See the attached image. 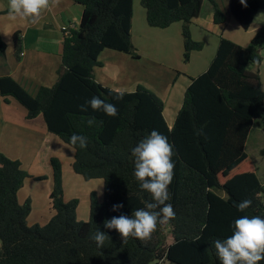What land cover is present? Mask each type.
I'll use <instances>...</instances> for the list:
<instances>
[{"label": "trees", "instance_id": "obj_1", "mask_svg": "<svg viewBox=\"0 0 264 264\" xmlns=\"http://www.w3.org/2000/svg\"><path fill=\"white\" fill-rule=\"evenodd\" d=\"M73 1L83 6L82 19L65 32L56 82L31 94L5 75L0 95L19 102L28 119L43 115L48 131L74 149L73 170L103 179V200L93 193L90 219L78 221L79 201L64 200L62 165L53 157L54 215L29 225L30 202L18 193L31 176L0 153V264H264V184L245 150L253 125L264 127L260 70L248 68L263 61L264 26L248 45L220 37L170 126L154 92L113 90L94 75L106 49L139 57L133 0ZM205 1L141 0L149 26L182 22L184 62L203 49L191 25ZM207 1L214 22L224 23L219 0ZM228 3L246 30L264 9V0ZM14 41L18 58V34Z\"/></svg>", "mask_w": 264, "mask_h": 264}, {"label": "rangeland", "instance_id": "obj_2", "mask_svg": "<svg viewBox=\"0 0 264 264\" xmlns=\"http://www.w3.org/2000/svg\"><path fill=\"white\" fill-rule=\"evenodd\" d=\"M133 2H134L133 9H135V22L140 24V18L142 15L141 12L143 14L144 13L146 14V11L141 4V0H133ZM220 3L222 10L226 12L225 10L227 7V0H221ZM207 6L208 7L210 6V2L206 0L204 15H203L204 18L206 15L205 11H207L206 9ZM144 21L146 22V19H144ZM259 21H264V9H261L256 16L255 22H259ZM4 22L6 23V21ZM1 23L2 21L0 20V27L2 28ZM180 24H182V22H180ZM201 26H202L201 21H199V26H198L199 29L195 30V34L192 37L196 41H201L204 44V46L202 50L194 52L192 60H190L189 63L184 62L183 49L180 50V48L183 46V37L180 43L177 31L174 34L171 33L169 35L164 36L165 31H163L160 28H157L152 35L158 34L159 32L161 33V35L153 36L154 39L150 36H146L144 38V40L147 41L148 46H146L145 42L139 40L138 37L135 36L134 37L135 41H137L138 45L140 46L139 51L140 53L143 54L142 63L134 70H131L124 76L120 77L117 80L118 81L117 84L115 83L111 85L113 86L115 85V87H119L117 88L118 89L117 91H121L119 89L122 87L124 89H129L131 88V86H128L126 82L128 79H132L134 82L140 81L139 85L149 90L154 89L156 93H157V87L160 86L159 93H161V95H165V94L170 95V102L167 104H168V108H173L175 102L177 100L179 102V96L177 92L181 93L182 86L184 85L185 82H187V80L185 79L186 75L182 72V70L187 69L190 74L195 76L206 71L211 61L213 60L214 56L216 55L218 45L220 42V37L223 36L222 28L214 30ZM254 27L255 25H251V27L246 30L242 28L241 25H238L234 21L231 25L227 27L224 37L228 38L231 35V37H233L234 39L241 40V38H243L242 36H251V34H253L252 28ZM135 30L140 32V34L145 35L143 32L144 28L142 24L141 25L135 24ZM200 30H202V35L200 34ZM2 31L4 32V26ZM6 37L7 36H4L5 39H7ZM195 37L197 39H195ZM213 41L216 43V47L213 45ZM106 50H111V49H106ZM122 53L126 54L125 52ZM137 53L138 55H140L139 52ZM261 54L264 57V45L261 48ZM139 57H134V58H139ZM103 58L108 60L107 57H101V60H104ZM113 66H116V64L106 65L105 67L106 75L108 79L110 78V74L115 73V71L114 72L110 71L111 67ZM169 66L176 69H181V71L177 75V73H175L173 69H170ZM248 68L253 71H256L258 69L260 70L262 87L264 89V61H262L260 65L255 63H250ZM117 73L122 74L125 73V71L119 69ZM97 75L100 76L99 73H97ZM176 75L178 79L175 83L174 89H172V83H170V81H172ZM195 76L188 77L189 83L191 81V78ZM166 88L168 89L167 92L164 91ZM14 101L19 106L17 107L16 111H13V113L18 115L23 114L25 108L16 100ZM36 119L39 120L37 121L38 123L40 122V120L42 122H45L43 115L37 116ZM30 129L31 130H29V132L31 133V136L29 138H26V136L28 135L25 133L22 137L19 138L20 141H18L14 131L13 138L15 141L7 142V138L5 137H2L0 139V153L1 154L5 153L4 155L10 156L13 159H17V158H18L17 160L20 159L19 161H21L25 171H27L28 174L33 177L32 179L25 181L24 186L21 188V190L18 193V198L21 203H25L27 199L30 202L31 212L28 217L29 225H34V224L44 225L54 215V210L52 208V203L50 198V194L53 186L52 164H51V159L49 158L51 156L52 158L53 157L58 158L62 165L64 200L68 201L73 198H77L79 204L75 214L76 219L78 221H88L90 219V212H91V195L94 193L95 198L99 202L103 200V196H104L103 179L99 178L88 181L85 180L82 176L77 174L72 168L74 149L71 146L61 141L60 146L57 147L55 145V147L53 148L51 142H49V144L45 143L46 140L41 145L43 137L46 133L42 132L39 126L36 124L34 127H30ZM245 150L249 154L252 163L257 168V174L260 180L264 182V127L260 123H255L253 125L249 133L248 140L246 142ZM166 234H167V242L168 243L172 242L173 238L168 228L166 229ZM160 264H164V263L161 262Z\"/></svg>", "mask_w": 264, "mask_h": 264}, {"label": "crops", "instance_id": "obj_3", "mask_svg": "<svg viewBox=\"0 0 264 264\" xmlns=\"http://www.w3.org/2000/svg\"><path fill=\"white\" fill-rule=\"evenodd\" d=\"M220 2L221 0H219V3ZM204 9L205 3L201 15L196 19V22L191 25V27H193L191 28L192 36H194L195 30L199 29V21H201V27L214 30L222 28L223 36L229 25H231L234 21L237 23V21L230 15L228 0L225 10L226 12H224L227 14V20L224 23L217 24L214 22L211 4L206 8L207 11H205V18L203 16ZM259 12L260 10L258 13ZM82 14L83 6L74 2L73 0H0V20L2 21V28L0 27V38L1 41L5 43L4 51H2L0 48V77L5 75L12 76L31 94H35L40 86H52L59 76V71L62 65V51L65 31L69 30V28L73 26L76 28L80 24ZM141 14L140 24H138L135 22V9H133L132 40L136 50H138L137 52L140 54V57L134 58V56H131L127 53L123 54L120 51L104 50L100 54L99 59L101 60V57H107L108 60L103 58L104 60H101L102 65L97 66L94 69L95 78L102 85L118 90L117 88L119 87H115V85L113 86L111 84H117V80L120 77L124 76L131 70H134L142 63L143 54L139 51L140 46L138 45L137 41H135V36L138 37L139 40L145 42L146 46H148L147 41L144 40L146 36L153 38V36L161 35L160 32L158 34L152 35L157 28L149 26L147 20L146 22L144 21V19H146V14H143L142 12ZM256 16L252 23V25H255V27L252 28L253 34H251V36H242L243 38H241V40L234 39L231 37V35L228 38L233 39L242 45L250 44L255 32L264 26V21L255 22ZM4 21H6V23ZM135 24H142L145 35H142L140 32L135 30ZM3 26L4 32L2 31ZM160 29L165 31L164 36L171 33L174 34L177 31L181 43L183 36L182 24H180V22H175L167 28ZM15 34H18V38L21 40V52L19 53L18 58L15 54ZM200 34L202 35V30H200ZM4 36H7V39H5ZM195 39L197 38L195 37ZM213 45L216 47V43L214 41ZM181 49H183V46L180 48V50ZM194 52L191 54L190 60H192ZM110 64H116V66L111 67L110 71H115V73L110 74V78L108 79L105 67L106 65ZM119 69L125 71V73L118 74L117 72ZM170 69H173L177 75L181 71V69H176L173 67H170ZM182 72L186 75L185 79L188 83H184L181 93L177 92L179 96V102L177 100L173 108H168L167 104L170 102V95H161V93H159L160 86L157 87V93L154 89H150V91L154 92L163 100L164 116L170 126L174 123L178 111L182 106L185 91L187 89L186 86L189 85L188 77L195 76L190 74L187 69H183ZM97 73H99L100 76L97 75ZM177 75L172 81H170V83H172V89H174L175 83L178 79ZM139 82L140 81L134 82L132 79H128L126 84L131 86V88L124 89L122 87L119 90L134 91L138 86H141L139 85ZM164 91L167 92L168 89L166 88ZM18 106L19 105L14 101V99L9 98L8 102H6L0 95V139L5 137L7 138V142L15 141L13 138L14 131L18 141H20L19 138L25 133L28 135L26 138H29L31 136V133L29 132V130H31L30 127H34L36 124L39 126L42 132L47 134L44 135L41 145L46 140L45 143L49 144V142H51L53 148L55 145L57 147L60 146L62 140L59 137L57 138L56 135H53L47 131V125H45V122L40 120L38 123L37 121L39 120L36 119L37 117L33 119H27L25 112L26 110L24 109L23 114L18 115L13 113V111L17 110ZM49 158L51 159L52 156ZM32 178L33 177L31 176L27 180ZM262 183L264 184V182Z\"/></svg>", "mask_w": 264, "mask_h": 264}, {"label": "built area", "instance_id": "obj_4", "mask_svg": "<svg viewBox=\"0 0 264 264\" xmlns=\"http://www.w3.org/2000/svg\"><path fill=\"white\" fill-rule=\"evenodd\" d=\"M70 28H75V27L73 26V27H70ZM70 28H69V29H70ZM65 32H66V34H67V32H69V30H67V31H65Z\"/></svg>", "mask_w": 264, "mask_h": 264}]
</instances>
